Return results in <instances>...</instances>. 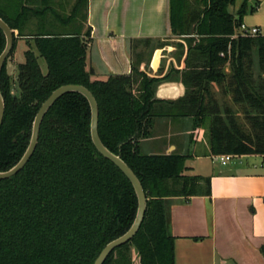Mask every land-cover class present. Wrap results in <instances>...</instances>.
Returning a JSON list of instances; mask_svg holds the SVG:
<instances>
[{
	"label": "trees",
	"instance_id": "trees-1",
	"mask_svg": "<svg viewBox=\"0 0 264 264\" xmlns=\"http://www.w3.org/2000/svg\"><path fill=\"white\" fill-rule=\"evenodd\" d=\"M247 1L236 18L228 10L235 0H171L172 32L187 42L184 82L189 76L195 82L182 100H204L205 95L211 96L212 83L227 82L225 93L245 105L250 116L254 137L244 135L243 125L233 117L212 119L210 146L215 156L264 155V83L261 75L259 81L254 79L250 55L256 49L260 68H264V37H236ZM81 5L87 21L88 0H79L68 19L75 18ZM35 6L36 0H0V17L19 31L9 57L20 38L33 41L38 51V55L32 49L24 54L25 62L18 68V94L13 93L7 72L9 57L2 69L5 116L0 129V172L20 162L30 144L36 115L55 90L69 84L86 87L99 105L102 142L134 171L147 196L139 232L104 264H133L131 245L139 253L140 264H175L170 199L198 195L202 178L184 175L185 156L147 155L140 143L148 137L159 110L181 100L164 103L155 98L167 77L150 78L139 71V54H132V74L92 80L86 70L91 29L81 34L68 20L70 27L61 33L43 24L36 34L26 35L24 23L31 15L60 17L48 6L42 10ZM141 42L155 41L136 40L131 50ZM5 47L6 37L0 29V55ZM184 48L179 45L181 51ZM40 58L46 61V75ZM227 63L231 74L225 73ZM200 109L203 121L207 108ZM205 182L209 195L210 179ZM137 211L138 199L130 180L92 141L88 100L80 93H67L46 114L38 146L26 167L11 179L0 180V264H94L110 242L130 230Z\"/></svg>",
	"mask_w": 264,
	"mask_h": 264
},
{
	"label": "crops",
	"instance_id": "crops-1",
	"mask_svg": "<svg viewBox=\"0 0 264 264\" xmlns=\"http://www.w3.org/2000/svg\"><path fill=\"white\" fill-rule=\"evenodd\" d=\"M36 2L39 7L41 3ZM245 2L235 0L228 9L230 14L239 18ZM171 12V0H88L84 26L91 29V42L86 70L98 81L130 75L134 41L172 42L154 49L149 64L142 63L140 70L152 78H171L156 89L157 100L181 102L159 110L140 149L147 155H183L184 175L202 178L198 195L170 199L175 264H264V155L234 156L223 165L221 156L212 155L210 146L215 116L233 117L238 123L250 122V116L243 109L245 105L235 103L233 95L225 93L227 82L212 83L211 96L205 95L204 100H182L195 82L190 76L184 82L187 44L181 37L172 40ZM242 24L258 28L259 36L264 37V0L247 1ZM59 26L70 27L66 21ZM20 43L27 47L33 41ZM177 43L184 50H178ZM229 64L226 74H231ZM203 106L207 112L201 121ZM205 179H210L209 195Z\"/></svg>",
	"mask_w": 264,
	"mask_h": 264
},
{
	"label": "water",
	"instance_id": "water-1",
	"mask_svg": "<svg viewBox=\"0 0 264 264\" xmlns=\"http://www.w3.org/2000/svg\"><path fill=\"white\" fill-rule=\"evenodd\" d=\"M0 29L4 32L6 37V47L3 53L0 55V129H1L5 116V102L1 93V73L6 60L8 59L9 55L13 50L16 31L12 30L11 27L1 17H0ZM71 92L80 93L83 96H85L86 99L88 100L91 107V137L96 149L103 157H105L113 164H115L125 174V176L130 180L138 199L137 216L130 230L127 233H125L123 236L110 242L102 250V252L100 253V255L98 256V258L94 263V264H104L108 259V257L116 249L129 243L139 232L147 210V196L144 187L142 185V182L134 173V171L128 166V164L125 161L121 159L120 156H117L114 153H112L102 142L99 134V105L96 98L89 89L81 85L69 84L58 88L51 94V96L42 104L39 112L36 115L33 124L30 144L24 156L15 167L10 169L9 171L0 172V180L11 179L17 174H19L26 167L30 159L33 157L36 148L38 146L39 138H40V130L46 114L58 99H60L65 94Z\"/></svg>",
	"mask_w": 264,
	"mask_h": 264
},
{
	"label": "rangeland",
	"instance_id": "rangeland-1",
	"mask_svg": "<svg viewBox=\"0 0 264 264\" xmlns=\"http://www.w3.org/2000/svg\"><path fill=\"white\" fill-rule=\"evenodd\" d=\"M81 1V0H80ZM26 2V1H25ZM39 2L41 3L39 5V7L35 6V9H39L42 10L45 7H50L54 10V12H56V14H59L60 17H55V15L51 14V15H47L46 19H39L37 17H33L32 15L30 16L29 19H27L24 23V32L26 35H31V34H36L38 31H40V26L41 25H45V27H48V29H50L51 31L54 30V32H60L61 33V28L59 26V24L63 23V22H67L68 18H70L73 15V10L76 7V5L78 4L79 0H39ZM70 24H72L78 31L81 32V34H85V32L87 31L86 27L84 26V22H85V9L83 8V5H81V7L79 8L77 15L75 16V18L73 17L70 20ZM76 22V23H75ZM75 24V25H74ZM19 31H16V37H19ZM175 37H179L178 35H174V38H172V40H176L177 38ZM179 39H183L186 42V39L184 38H179ZM29 41L28 39H18L17 41V49L16 51L11 55V57H9L8 61H7V72L10 75L11 78V82H12V90L14 94H18V86H17V78H18V68L19 65L25 62V52H27L29 49H32L37 55H38V51L35 48L34 42L33 44H29L27 47H24L23 43H20V41ZM172 42L170 41H164V42H152V43H148V42H141L138 43L137 45H135L136 47L133 49L132 54L136 57V54L141 55V63L139 66V71L140 67L142 65V63H146L147 65L150 62V58L152 55V51L155 49V47H160L161 45H170ZM174 45H176V43H173ZM187 44V42H186ZM179 45L177 43V49H179ZM31 46V48H30ZM251 58L253 60L252 63V72L254 73V79L259 81V76L261 75V83H264V68H260V59L258 57V53L257 50L254 49L251 52ZM40 67L42 70V73L44 75L47 74V65H46V61L42 58H40ZM230 65V64H229ZM231 68V67H230ZM144 72V71H141ZM150 77V76H149ZM152 78V77H150ZM170 77H167L163 82L170 80ZM162 82V83H163ZM229 82V80H228ZM138 87V85L136 86V88ZM240 125H244L243 129H242V133L244 135H250L254 137V131L252 129V125L251 122L248 123H239ZM119 259V257H116ZM129 258L132 261L133 264H140V256L139 253L137 251V249L135 248L134 245H131L129 247Z\"/></svg>",
	"mask_w": 264,
	"mask_h": 264
},
{
	"label": "built area",
	"instance_id": "built-area-1",
	"mask_svg": "<svg viewBox=\"0 0 264 264\" xmlns=\"http://www.w3.org/2000/svg\"><path fill=\"white\" fill-rule=\"evenodd\" d=\"M240 32H239V36L242 37H256L260 35V30L258 28H250L247 27L246 25L242 24L239 27ZM238 36V35H236ZM234 156L231 155H226V156H221L219 157V161L221 164L226 165L230 160L233 159Z\"/></svg>",
	"mask_w": 264,
	"mask_h": 264
}]
</instances>
